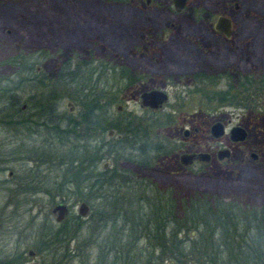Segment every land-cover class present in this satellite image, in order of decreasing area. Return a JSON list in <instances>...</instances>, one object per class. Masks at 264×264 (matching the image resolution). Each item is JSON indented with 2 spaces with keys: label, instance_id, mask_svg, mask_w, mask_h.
Instances as JSON below:
<instances>
[{
  "label": "flooded vegetation",
  "instance_id": "flooded-vegetation-1",
  "mask_svg": "<svg viewBox=\"0 0 264 264\" xmlns=\"http://www.w3.org/2000/svg\"><path fill=\"white\" fill-rule=\"evenodd\" d=\"M190 1L188 0L182 9L177 10L172 0H159L158 2L165 3L164 8L156 4L155 0H57L54 10L58 13L60 21L70 27L87 28L96 25L107 28L113 25L116 28L117 40L121 39L122 44L117 48L114 42L113 47L112 44L109 45L108 52L103 54L113 66L107 68L102 64L93 68V55L84 52L81 61H74L75 64L73 63L75 59L71 58L70 64L71 68L73 67L71 70L63 71L62 64L58 69L50 72L35 66L25 69L24 73L27 77L23 81L24 86L35 90L34 98L23 105H20V100L17 99L7 102L5 118H8L13 128L26 126L28 130L33 131V134L46 129L54 131L56 138L64 136L62 140H76L79 143L77 153H84L87 157L85 156V160L72 162L73 168H102L106 171L112 168H128L129 173L124 177L130 179V184L134 185L148 182V178L142 177V172L170 168L164 161L178 155V168H185L190 174L200 175L198 178L200 177L201 181L205 180L204 182L210 184L208 188H197L199 192L194 197L195 200L200 202L205 200L204 204L218 206L224 202L228 203L225 198L232 201L236 200L234 196L247 197L246 213H214L210 218L264 221L263 208L250 206L251 203L264 204V133H262V144L249 142V132L241 125L245 119L264 117V111L261 109L264 90L260 91L261 93L254 92L261 81H256L257 76L253 73L256 70L254 63L248 61L254 53L248 50L247 53H239V50L234 48V44H245L247 41L245 38L234 41L236 24L232 18L223 14L222 10H209L212 7L203 6V0L198 1L199 5L196 2L194 7L188 5ZM233 8L238 10L236 5ZM217 12L221 13L216 16ZM220 17L230 20V25L223 29L229 36L216 30L215 26ZM56 24L57 19L49 23L50 26ZM129 33L131 35H128ZM5 34L8 36L9 31ZM207 36L218 38L225 44L227 52L210 53L212 47L207 45L213 43V40ZM103 37L111 39L106 33ZM58 39L62 40L61 34ZM126 39L134 41L128 49L124 48ZM261 57H264V54H261ZM218 59L221 60L220 64L216 63ZM65 64L67 66L68 63ZM76 76L83 80L80 84L75 83ZM112 76H118L114 85L109 83ZM101 77L104 79L103 82ZM223 82L227 92H244L247 97V102L241 106L242 108H235L234 111L227 113L229 120L223 117L224 113L220 106L222 101L218 100L219 95L216 93ZM69 84L71 87L80 85L79 91L77 92L76 89L73 94L76 93L77 96L71 94L67 101H63V87ZM89 88L92 89L91 92L102 90L106 98L81 99L80 93L83 91L89 94ZM133 89L139 92L137 97L139 113L129 111L126 103V93ZM113 90H117V94ZM208 90L215 92L209 99L213 102V106H209L210 110L199 100L196 109L187 108L197 95ZM97 91L90 93V96L94 98L96 93H99ZM154 93H162L166 96V100L154 105L151 100ZM234 121L236 123H233ZM183 122H186V126L179 140H176L177 138H173V132ZM208 123L207 132H201ZM191 124H194L192 128ZM236 128L243 130L245 134L243 140H236V135L232 134ZM168 130L172 131L170 135L165 134ZM195 137H200L203 143L199 145ZM207 139L210 142L208 148L205 144ZM248 142L249 151L241 153L233 163L229 164L228 162L234 157L233 150ZM81 143L87 144L81 146ZM35 152L38 159L33 162L38 165H45L59 158L56 153L46 158L51 150L35 148ZM42 152L45 153L40 156ZM52 158L54 159L51 160ZM215 160L218 165L213 164ZM46 161L49 162L45 163ZM61 165L62 163L59 162L55 166ZM195 168H233L241 174V177L238 180L236 175H233L236 180L232 182L233 185L228 186L229 191L235 189V192H230L231 196H227L229 191L223 193L218 189L219 183L214 175L207 174L206 170H200L203 174L195 173L197 170ZM237 168L239 170H236ZM172 176L176 178L177 175ZM191 178L197 179V176ZM176 180L179 178L177 177ZM81 203L88 206V213L84 217L78 212L77 216H73L71 214L73 208L63 199L55 202L52 208L53 210L59 204L66 206L67 213L60 222L56 221L58 213L54 214L51 210V215L55 217V223L59 227L52 235L62 236L64 247L74 253L83 246V241L79 244V230L76 228L78 221H84L90 214V207L84 201L78 200L77 208ZM230 203L235 205L237 203V206L242 204ZM241 207L240 210L243 211L245 208ZM180 214L183 217H179ZM161 216L165 221L174 220L176 216L181 219L186 218L185 213L174 212ZM70 217L73 219L69 228L75 227L70 228L71 233L65 228ZM163 225L167 226L166 223ZM169 229L168 227L155 231L157 252L163 250L167 252V256L159 257L161 260L157 259L155 264H166L169 260V264H174L171 253L175 247V232ZM260 231L263 234L264 228H260ZM49 235L52 236L48 233L47 236ZM141 235L129 234L123 237L134 242ZM177 235L182 238L181 243H185L190 237L187 231L180 229ZM110 238L109 235L103 239L99 247H103ZM51 241V238L41 240L43 242L41 246L46 248L43 252L47 250L49 247L47 244ZM89 241L94 243L92 239ZM122 245L126 247V244ZM122 245L111 248L115 250L119 248V252L122 253ZM127 246L132 248L133 245ZM131 248L126 251L132 250ZM26 253L32 260L36 258L34 250H28ZM125 253L123 257L126 256ZM15 255L0 259V264H23L25 253L20 252Z\"/></svg>",
  "mask_w": 264,
  "mask_h": 264
},
{
  "label": "rangeland",
  "instance_id": "rangeland-1",
  "mask_svg": "<svg viewBox=\"0 0 264 264\" xmlns=\"http://www.w3.org/2000/svg\"><path fill=\"white\" fill-rule=\"evenodd\" d=\"M155 1L162 8L165 7V3L158 2L159 0ZM198 1L201 0H191L188 5L194 7ZM56 4L57 0H0V259L24 252L23 264H111L116 261L117 257L123 263L124 253L127 252L128 248H131L127 245L134 243L132 248L135 251L132 250V254L139 259V263L155 264L157 259L161 260L159 257L167 256V252L164 250L157 252L156 237H154L153 231H149L154 229L147 228L156 219V211L160 213L163 210L160 211L159 209L166 210L170 200H174L173 202H178V208L174 209L175 213L187 212V210L184 212L185 207L189 209V216L185 214L186 217L197 218L200 216L198 215L200 213L199 208H203L202 212H204L207 210V204L200 205L194 197L199 192L197 188H208L210 187L209 182L201 181V178H198L200 175L190 174L185 168H178V155H174L164 161L170 168H158L153 172L151 170L142 172V177L148 178V182L144 183L143 186L132 185L128 182L121 186H106L99 191L93 190L90 193L86 190L83 191V189L80 191L77 186L80 184V188L86 187L88 177L79 172L78 169L73 168L72 162L85 160L87 156L84 153H77L79 143L76 140H62L64 136H61L62 139L56 138L54 131L46 129H41L33 134V131L28 130L26 126L13 128L8 118H5L7 102L17 99L20 100V105H23L26 104V101L34 98L35 90L24 86L23 81L27 77L24 73L25 69L35 66L50 72L58 69L62 64L63 71L71 70L73 68L70 64L71 58L75 59L73 60L75 64L74 61H81L80 58L84 52L93 55V68L102 64L107 68L110 65L113 66V63L105 59L103 54L108 52L109 45L112 44L113 47L114 42H116L114 46L120 48L122 43L121 39L117 40L116 28L113 25L107 28L96 25L87 28L84 26L70 27L60 21L58 13L54 10ZM202 5L212 7L209 10H222L223 14L233 19L236 24L234 41L245 38L246 43H248L237 44L235 42L234 48L239 50V53H247V50L254 53L248 61L254 63L256 69L253 71L254 75L257 77L262 75L264 73L262 72L264 57H261V54H264V0H203ZM234 5L238 6L237 11L233 8ZM220 13L217 12L215 15ZM56 19L57 24L50 26L49 23ZM6 31H9L8 36L5 34ZM104 33L109 34L111 39H104ZM60 34L62 35L61 41L58 39ZM207 38L213 40V43L207 45V47L209 45L212 47L210 53L227 52L225 44L218 38L214 36H207ZM132 43H134L132 39H126L124 48L128 49ZM241 47L243 51H241ZM65 62L68 63L67 66ZM216 63L220 64L221 60L218 59ZM101 79L103 82V77ZM109 80L110 85H114L118 76H112ZM70 85L63 87V101H67L70 95L76 92V89L77 92L79 91L78 86L80 85L74 87ZM102 88L101 86L100 89ZM225 89V82H223L216 93L219 95L218 100L222 101L220 106H222L221 111L224 113L223 117L229 120L230 117L227 113L234 111L235 108H242L241 106L247 102V97L244 92L232 93ZM51 90L54 93L53 88ZM113 91L115 94L118 92L117 90ZM138 93L134 89L126 93L128 110L135 113H139ZM213 93H215L213 90H208L197 95L193 103H189L187 108L196 109L199 100L203 106L210 110L213 102H210L209 99ZM261 109L264 111V102L261 103ZM62 110L64 111V109ZM181 124L173 132V138H177L176 140H179L186 122ZM241 125L249 132V142L263 143L264 117L245 119ZM193 126L194 124L190 125L191 128ZM208 126L209 123L201 132H207ZM171 133V130L165 132L168 135ZM195 138L199 145L203 143L200 137ZM249 142L233 150L234 157L228 162L229 164L233 163L241 153L249 151ZM85 144L87 143H81V146H85ZM205 144L208 148L210 144L208 139ZM35 148L51 150L46 158L52 153H56L59 158L57 161L52 158V162L38 165L33 162L38 159ZM43 153L45 152L39 155L42 156ZM47 162L49 161L45 163ZM59 162L62 165L60 167L55 166ZM213 164L218 165L216 160ZM195 169H197L195 173L198 174H203L200 170H206L207 174L214 175L219 183L218 189L223 193L229 191V184L233 185L232 182L241 177V174L233 168ZM77 171L79 175H76ZM174 174L177 175L176 178H179L178 183L174 182L176 180L172 176ZM115 175H113L112 180H109L110 182L122 178L121 174ZM192 175L197 176V181L191 178ZM233 175H236V179ZM258 175L257 177H259ZM230 192L234 193L235 189L226 195L231 196ZM234 197L236 200L232 201L225 198L227 199L226 202H241V205L247 210V197L245 195ZM60 199H63L73 208L71 209L73 216H77L78 200L86 202L90 207L88 218L80 222L82 224L81 229L76 227L79 230V244L83 241V246L78 252H73L74 254L64 247L65 243L62 242V236L52 235L59 227L55 223V217L51 215V210L55 202ZM202 201L205 202V200ZM221 206L224 208L232 207L231 204L227 206V203ZM250 206L254 208L261 206L264 209V204L251 203ZM209 207L212 209L214 206L209 205ZM243 211L245 210L243 209ZM178 216L183 217L181 214ZM210 216L211 214H205L204 218ZM161 217L163 218V216ZM72 219L71 217L68 219V226L65 227L69 229L70 233L72 231L70 228H75L74 226L69 228ZM262 222L259 220L261 228ZM209 228L210 226H205L203 231ZM171 229L175 230L170 227L169 230ZM48 233L52 236H47ZM129 234L142 235L132 242L127 237H123ZM187 234L190 236L189 240L183 243L186 251L190 250L200 238L194 230H190ZM109 235L111 238L107 239L103 247H99V243ZM262 236L264 240V233ZM50 238H55V241L61 242L51 244L43 252L46 248L41 246V244L43 245L41 240ZM186 238H188L187 235ZM90 239L94 243H90ZM210 239L221 244V236ZM181 240V237H177V241L180 242ZM122 244H126V247ZM119 245H122V253L119 252V248L117 250L111 248ZM31 249L36 253L34 260L29 258L26 253ZM169 263L170 260L166 261V264ZM187 264L191 263L187 262Z\"/></svg>",
  "mask_w": 264,
  "mask_h": 264
},
{
  "label": "trees",
  "instance_id": "trees-1",
  "mask_svg": "<svg viewBox=\"0 0 264 264\" xmlns=\"http://www.w3.org/2000/svg\"><path fill=\"white\" fill-rule=\"evenodd\" d=\"M262 70H264V65L262 67ZM78 76H76V80H75L76 84L77 83L80 84L81 81H83L80 79L81 77ZM263 79H264V73H262V75L256 78V81L258 82L259 80V82L261 81V83L259 87L258 86L255 87L254 89L255 93H259L260 91L264 90ZM91 90L92 89L89 88V94L83 93L82 91L80 93V95L82 94L81 99L103 100L106 98L102 90L100 91L93 90L92 92ZM94 91H97L99 93H96L97 95H95L93 98V96H90V93L93 94ZM75 169H78L79 172L87 175L88 179H86L87 182L86 187L82 186L80 188V184L77 187L80 189V191H82L83 189V191L86 190L89 193L93 190L99 191L105 188L106 186L108 187H112V186L115 187L119 185L121 186L122 184H127L130 180L127 178L125 179L124 177L126 174L129 173L128 168L125 169L112 168L111 170L108 171L103 170L102 168L101 169L75 168ZM79 172L77 171L76 175H79ZM115 174H121L122 178L120 177V180L118 181L113 180V182H110L109 180H112L114 176H116ZM193 180L197 181V179H193ZM174 182L178 183V180H175ZM137 184L141 186L144 185V183L143 184L137 183ZM173 201L170 200V203L167 204L166 210L159 209L160 211L163 210L160 213H157L156 211V215H155L156 219L147 228L148 229L153 228L154 230H149V231L150 232L153 231L154 235L157 229L168 228V227L175 229L174 230L175 247L173 253H171L172 258L174 260V264H187V262L191 264H264V247H263L264 243H263V236L260 231L261 225L259 224V221L257 220L243 221L233 218H224V219H217L212 217L204 218L205 214H214V213L234 214V213H242V212L246 213L247 212L246 209H244L245 211L240 210V208H242L241 204L237 206V203L235 205L228 202L227 206L228 204H231L232 207L228 206L224 208L223 206H221L222 204L225 203L224 202L218 206L213 205L214 207L212 209H210L209 207L210 204H207V210H204V212H202L203 208L202 209L199 208L200 213L198 215L200 216H198L197 218L190 219L189 217H186L185 219H181L175 217L174 220L165 221V219H163L161 215L165 213L174 212V209L176 207L178 208V202H173ZM199 204L204 206L203 202L199 201ZM186 210L187 212H185ZM188 210H189L188 208L184 207V212L186 215H188ZM167 222L169 223L167 224ZM165 223L167 226L163 225ZM81 226L82 224H80V221H78L77 227L81 229ZM205 226H210V228L205 229L203 231V227ZM262 228H264V221L262 222ZM179 229L185 230L187 231V233L190 230H194L200 236L199 241L195 242L196 244L188 251H186L184 244L181 243V241L180 242L177 241V236H178L177 234ZM215 236L217 237L221 236V244H219L217 241L214 242L210 239L212 237L215 238ZM58 242L60 241L59 240L55 241V238L54 239L52 238V241L49 242L50 244H47V246H50L51 244ZM131 249L135 251L134 248ZM132 250L125 253L126 256L123 257V263H121L119 257H117L116 261H114L111 264H140L139 259L135 258V256L132 254Z\"/></svg>",
  "mask_w": 264,
  "mask_h": 264
},
{
  "label": "water",
  "instance_id": "water-1",
  "mask_svg": "<svg viewBox=\"0 0 264 264\" xmlns=\"http://www.w3.org/2000/svg\"><path fill=\"white\" fill-rule=\"evenodd\" d=\"M172 1L174 3L175 8L177 10H180L184 7V5L188 0H172ZM229 25H230L229 19L220 17L218 18L215 27L217 31L223 33L226 36H229V34L225 30H223L225 26H229ZM151 100H153L154 105L161 104L166 100V96L163 95L162 93H154V96L151 98ZM232 134L236 135L235 137L236 140H243L245 138V134L243 130L239 128L234 129L232 131ZM52 212L54 214L58 213V216L56 217V221L60 222L64 218V215L67 213V208L65 205L59 204L52 210ZM77 212L81 217L86 216V214L88 213V206L85 203H81L77 208Z\"/></svg>",
  "mask_w": 264,
  "mask_h": 264
}]
</instances>
